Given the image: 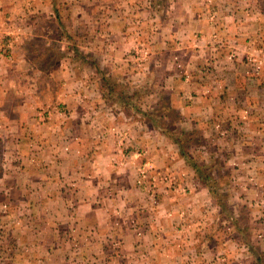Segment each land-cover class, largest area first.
Returning <instances> with one entry per match:
<instances>
[{"label":"crops","instance_id":"0c3cea01","mask_svg":"<svg viewBox=\"0 0 264 264\" xmlns=\"http://www.w3.org/2000/svg\"><path fill=\"white\" fill-rule=\"evenodd\" d=\"M96 1L0 0V195L14 198L17 206L10 209L6 231L22 230L50 242L46 255L62 249V242L65 251H52L61 263L79 262L82 255L78 251L67 258L71 245L60 236L95 228L111 240L121 231V260L128 264H256L253 249H264V235L246 241L241 227H228L226 214L198 174L177 191L160 186L156 205H149L142 203L148 189L137 172L152 179L162 171L170 178L178 175L181 182L185 165L172 153L175 142L152 123L168 118L154 106L164 102L189 121L191 133L204 137L206 148L215 131H204V124L235 120L233 130L220 133L233 132L235 149L249 150L255 162L248 166L241 161L233 180L241 186L264 185L259 174L264 171V144H242L244 132L251 139L264 136V125L259 128L255 122L264 118V0H103L106 12L98 19L93 16ZM61 7H72L69 20ZM86 9L91 49L78 64L79 46H67L64 30L67 23H87ZM43 24L47 31L40 33ZM51 24L58 31L59 42L51 49L57 52L56 62L39 59L44 53L37 47L49 38ZM24 25L31 30H18ZM96 40L107 42L106 61L100 58L106 72L117 70L110 54L115 41L122 40L120 66L130 67L129 76L138 75L136 81L128 79L125 100L139 118L122 107L117 95H107L114 93L113 87L104 80L98 84ZM139 41L149 56L144 69L128 61ZM151 77L149 91L165 83L167 92L145 108L150 96L133 93ZM136 130L142 136L129 139L126 134ZM124 135L128 138L122 139ZM248 203L250 215L264 219V199L252 197ZM118 210L123 213L119 222L109 221L118 217ZM183 244L189 246V262L178 258Z\"/></svg>","mask_w":264,"mask_h":264},{"label":"rangeland","instance_id":"374dc122","mask_svg":"<svg viewBox=\"0 0 264 264\" xmlns=\"http://www.w3.org/2000/svg\"><path fill=\"white\" fill-rule=\"evenodd\" d=\"M58 1V0H57ZM59 4V2H58ZM87 7V5H86ZM85 7V8H86ZM72 8V7H71ZM71 8H64L61 7L62 14L67 17V20L71 18V14L73 15V9ZM71 9V10H70ZM68 11H71L69 14ZM93 16L100 17L101 15H104L105 5L103 4V0H97L95 2V6L93 7ZM56 14V12H55ZM84 15V13H83ZM85 19L88 21L87 23H67L66 29L64 30L66 32V38L65 42L67 43V46L72 48L73 46L76 47L79 46V49L76 47L75 49L79 50L81 54L78 56V60L82 64L83 60L86 59L87 54H89V50L91 49V41H89L90 34L88 33V27L91 24L89 14L87 9L85 10ZM96 17V18H97ZM98 19V18H97ZM46 24V23H45ZM41 25L45 29L47 25ZM25 27H19L18 30L24 29V32L29 29L31 30V26L24 25ZM105 27V25H103ZM21 28V29H20ZM84 28L86 30H84ZM121 28V24L114 25V29L118 31V29ZM42 28L38 29V32L43 33L44 30ZM79 30H82V34H79ZM21 31V32H22ZM56 31V25H49L48 28V36L49 38L41 39L39 41V44H37L39 49L44 53L42 56L39 57V59L42 60H50L51 62H56L58 59L57 52L55 50H51L54 46H57L58 40ZM78 34L79 38L76 37ZM120 35V34H118ZM83 36V37H81ZM84 36L86 38H84ZM94 43H97L98 46V61H97V69L99 71L98 73V84L104 80L105 85H110L109 88H112V92H107V95L111 98L112 96L114 98H117L121 100L122 107L127 111L135 116L140 115L137 111H134L129 104L127 100H125V96L128 95L129 87L127 86L130 81H133L138 78V75L136 76H129L130 73H128L129 66L122 65L120 66L121 60L120 54L121 49L120 45L122 43V40H116L115 45L112 46L115 47L116 50H112V53L110 55V58L119 64V66L116 65L115 68L117 70L113 72H106L105 69H103L102 65L100 64V58H104L107 56V51L105 52V48L107 45L106 40H96L92 41V45ZM139 43H143L142 41L136 42V44H133L132 47H134V53L132 54V57L128 58V61L136 68L144 69L143 67H147L149 63V56L148 51L146 48H144L142 45H139ZM147 44V43H146ZM36 46V45H35ZM34 46V47H35ZM131 56V55H130ZM88 57V56H87ZM127 61V62H128ZM100 67L103 70H99ZM105 68V66H104ZM126 77L125 79L119 78V77ZM89 75L87 76V78ZM130 81H129V80ZM153 79L151 77L150 82L147 83L148 85L142 88L141 90L137 91L134 90V95L137 97L138 93L141 92L143 95H146V98L150 96V99H152V102H149L147 98V104L144 105V107H149L151 104H154L155 99L158 101L159 96L166 95L167 90H164L162 88L165 87V83H160V87H157L156 89L149 91L151 89V85L153 84ZM129 81V82H128ZM127 86V87H126ZM164 86V87H163ZM131 91V90H130ZM166 91V92H165ZM169 91V90H168ZM117 95V96H116ZM157 96V97H156ZM154 106L160 111H158L160 114L166 115L168 118H165L163 120L159 119L156 120L153 123V126L155 127H161L162 129L166 130L167 133H169V137L171 140L175 143V146L172 150L173 155L178 157L180 159V163L182 162L185 167L181 170V182L184 181L185 184H180L181 182L177 178L178 175L171 174L173 178H170L167 175H164L161 172L159 174H153V181L151 179V176L147 174V172H141L138 170V177L141 176L142 180L141 184L144 188L148 189L146 192L148 194L146 202L149 205H156V191L161 187H167V189L172 191H177L179 189V186H185L188 187L189 183V177L195 176V173L198 174V176H202L205 179L204 184L205 187L208 188L211 192V196H213V199L215 203H218L219 207L223 210L224 214H226V225L229 227V224L234 227H241L242 229V235L244 240H251V236H263L264 235V219H262L260 216H253L250 215V206L248 201L252 197H262L264 199V185L263 182H258V185L255 184H249V185H243L241 186L238 181L233 180V174L237 172L235 170V167L242 166L240 163L241 161L247 162V165L250 166V161L255 162V157H251L253 153H250L249 150H246L244 152H240V147L238 146L237 149L234 147L235 143V135H233V132L231 136H223L220 132H223L224 129H227L228 127H231V130L234 129V126L236 125V121L234 120H226V119H217L212 121L211 123L204 124L203 130L206 132H209V130L215 131L214 135L210 136L208 147L206 146H199L200 144L197 143L199 141L198 135H194L191 133V128L189 127V121L183 120L179 117V114H176V112L171 111V109L162 102L161 104H154ZM154 112H156L155 109H153ZM140 116H138L139 118ZM229 119V118H228ZM150 120V119H149ZM148 120V121H149ZM257 126L259 125V128H261L262 125H264V118L259 122L255 121ZM213 123V124H212ZM209 129V130H208ZM140 133V130L131 131L126 135H130L129 139L132 137H137V135ZM245 137L242 139V144L245 145H252V143H257L259 146L264 144V136L261 135L259 137H254L251 139V135L248 137L245 135ZM126 135L122 137L128 138ZM140 136L142 134L140 133ZM170 140V139H169ZM145 141L147 143H152L153 139L150 137H145ZM143 142L146 144V142ZM171 141V142H172ZM237 141V140H236ZM161 145H166L163 140L159 142ZM148 145V144H146ZM254 146V145H252ZM261 154L264 156L263 147L261 148ZM168 151V148H166ZM205 151V152H204ZM242 154V155H241ZM169 157V156H167ZM191 158V160H190ZM245 158V160H244ZM166 161L168 158H165ZM263 159V157L259 158ZM1 163V161H0ZM240 163V165H238ZM176 165H180L179 163H176ZM243 167H246L245 165ZM248 167H246L247 169ZM256 168V167H255ZM150 169V168H149ZM148 169V170H149ZM238 169V168H237ZM261 169H264L263 166H261ZM143 170V169H141ZM152 170H155L154 167H152ZM150 171V170H149ZM190 171V172H189ZM253 171V169H252ZM233 173V174H232ZM262 176H264V171L259 172ZM192 175V176H190ZM247 182L251 179L250 173L247 172ZM175 177V178H174ZM179 181V183H178ZM145 182V183H144ZM187 182V183H186ZM138 184H140L138 182ZM4 187V186H3ZM204 187V188H205ZM185 189V188H183ZM9 196V195H7ZM10 198V197H9ZM211 201L212 204L214 202ZM104 202V201H103ZM135 203H139V201H136ZM189 206V205H188ZM15 199L11 198L8 199V197H5L3 195H0V264H128L127 260L122 261L121 258L124 257V254L122 253V245L120 243L119 235H121V231H117V233L114 234V240H111L105 232H97V229L92 228L90 231H80V232H71L64 235H61L60 237L63 239H67V242L71 245L68 248L70 250L69 256H66L67 258L76 257V254L79 252L82 255V259L77 262L74 260V262L70 261L69 263H61L60 261L56 260L55 257H53V250H61L65 251V247L62 246V242H60V245L62 249H50L51 254H48L47 251L44 249L49 250L50 248V242H45L41 237L34 235L32 236L28 232H23L22 230L19 231H13L8 230L7 225L10 223L9 218L10 216V209L15 208ZM213 207V205H212ZM182 209H187L186 205L183 206ZM130 212H133V214L138 215L137 210L131 208ZM123 213L121 210H118V217L109 219V221L119 222L122 217ZM10 216V217H9ZM217 220H219L217 218ZM131 221L134 222V224L139 226V223H142V221L139 220V222L136 219H131ZM6 228V229H5ZM254 228L257 230V232L254 230ZM15 229V228H14ZM250 229L254 230L251 231ZM140 234V232L138 231ZM140 237V236H139ZM186 237V235H185ZM54 241V239H52ZM32 242V247H29V243ZM74 244V246H73ZM80 244H83L85 247H81ZM54 245V244H53ZM41 246V247H40ZM53 248V247H51ZM77 250V251H74ZM181 253H179L178 258H183L184 261L189 262V246L187 244H183V246L180 248ZM79 251V252H78ZM254 254L253 256H257L260 253H264V249L261 248H254L253 249ZM172 256V255H169ZM165 264V263H162ZM181 264V263H180ZM184 264V263H182Z\"/></svg>","mask_w":264,"mask_h":264},{"label":"trees","instance_id":"16d2710c","mask_svg":"<svg viewBox=\"0 0 264 264\" xmlns=\"http://www.w3.org/2000/svg\"><path fill=\"white\" fill-rule=\"evenodd\" d=\"M192 134L198 135V137L200 138L199 141L197 142L200 144L199 146H201V145L206 146V140L204 139V137L202 135H200L198 132H195V131ZM190 160H191V158H190ZM200 178H201V180H203V182L206 179L202 176H200ZM256 264H264V253H260L259 255H257Z\"/></svg>","mask_w":264,"mask_h":264}]
</instances>
